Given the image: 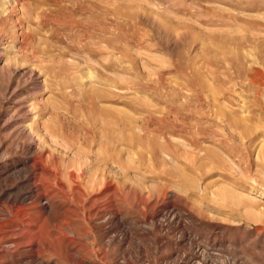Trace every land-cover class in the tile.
<instances>
[{"label": "rangeland", "instance_id": "obj_1", "mask_svg": "<svg viewBox=\"0 0 264 264\" xmlns=\"http://www.w3.org/2000/svg\"><path fill=\"white\" fill-rule=\"evenodd\" d=\"M111 114L123 128L108 169L118 172L119 227L79 254L108 255L101 264H264V0H0V222L21 219L0 230V252L20 258L12 264H67L49 251L31 260L16 245L36 204L56 207L67 250L71 219L91 229L84 211H65L76 190L68 172L76 149H98L92 124ZM21 144L50 145L69 197L52 181L47 198L21 206L16 164L32 156ZM84 188L88 201L98 192ZM104 209L97 221L108 229Z\"/></svg>", "mask_w": 264, "mask_h": 264}, {"label": "bare ground", "instance_id": "obj_2", "mask_svg": "<svg viewBox=\"0 0 264 264\" xmlns=\"http://www.w3.org/2000/svg\"><path fill=\"white\" fill-rule=\"evenodd\" d=\"M116 108L113 109V113H116ZM103 116V114H102ZM101 118L97 119L92 125H94V129L93 134L94 135V139L93 142L91 143H96L98 146L97 150H93V148L91 147L88 150L82 151L80 148V150H75V156L76 159L79 161V166L77 167L76 170H70L68 173L72 176V179L75 178V180L73 181V184L75 185V192L73 193L72 196H74L75 199H72L69 205H68V209L65 210L67 213L69 212H77L78 215H81L82 212H85L86 215V220H87V224L90 225L91 229L87 230L86 232L80 231L78 230V227H80V229H83V226L81 227L77 222H75L74 220H70L69 223H67V238L68 240H70L71 242H73L72 244H70L69 249L67 250V247H62V245H60V240L57 237L58 235H56V231H55V223L54 221L57 219V215L58 212L56 210V207L52 204H36L35 206H33V208H35L38 213L35 217L32 218H26L23 217L22 215V221L24 222L23 225L21 226V234L20 237L16 240V245L20 246L22 248H27L30 247V251L31 254L28 256L29 259L31 260H39L41 258V256L46 253V251L49 252H54L55 254L60 255V257L64 258L67 262V264H87L90 262V257L89 259L87 257H84L83 255H81L82 253L79 254V248L83 247L82 243H89L88 239H93L96 236H100L101 238H103L106 234L115 232L117 230V228L119 227V223L115 221V219L117 218V216L119 215L120 212H122V210H120L119 208V203H118V197H119V192L117 187L115 184V178L116 175L118 174L117 171H112L108 170L111 166L115 167V165L118 163V151L120 150V142L122 141V137H121V130L123 129L120 126L119 120L115 117L114 114H111V116H109V119H105V118ZM107 116H105L107 118ZM81 117V114L80 116ZM90 119V118H89ZM81 120V119H80ZM86 120V119H85ZM85 123V122H84ZM130 123V122H129ZM46 126V130L47 132H51L52 130H50V126L49 124L46 125V123L44 124ZM50 125H52V123H50ZM82 125V124H81ZM85 125V124H84ZM87 125V124H86ZM53 126V125H52ZM132 126V124H131ZM63 127V126H62ZM61 127V128H62ZM56 128V127H55ZM86 128V127H85ZM90 128V127H89ZM134 128V127H132ZM31 129H34L33 123L31 124ZM58 129V128H57ZM140 132L145 136L147 134V131L144 128H140ZM65 131V130H64ZM62 130V132H64ZM91 131V132H92ZM86 132V131H85ZM89 133V132H88ZM126 133V132H125ZM38 137L40 139V141H43L45 143V139L46 137L41 135L40 133H37ZM44 134V133H43ZM55 134V132H54ZM61 133L59 132V135ZM65 134V133H64ZM86 134V133H85ZM91 134V133H90ZM134 134V133H132ZM139 134V133H138ZM46 135V134H45ZM48 135V134H47ZM53 135V134H52ZM84 135V134H83ZM149 135V134H148ZM147 135V137H148ZM127 136V135H126ZM129 136V135H128ZM133 136V135H132ZM141 136V135H140ZM91 137V136H90ZM150 137V136H149ZM33 138V137H32ZM68 138V136L66 137ZM83 138V137H82ZM143 138V136H142ZM80 139V138H79ZM149 139V138H148ZM52 140V138H51ZM59 140V139H56ZM61 140V139H60ZM59 140V141H60ZM67 140V139H66ZM82 140V139H80ZM87 140V139H86ZM49 142V140H47ZM46 141V142H47ZM54 141V140H52ZM74 141V140H73ZM72 142V141H71ZM76 142V141H75ZM89 142V141H88ZM39 143V142H38ZM64 143V142H63ZM70 143V142H69ZM77 143H79V141H77ZM81 143V142H80ZM79 143V144H80ZM72 144V143H71ZM78 144V145H79ZM88 144V143H86ZM215 144V143H214ZM41 145V143H40ZM44 145V144H43ZM47 146H43L41 147V150L36 151L35 149H32V145L31 144H21L19 145V147L23 150V149H29V151L32 152V156H29L27 158H25L24 160H21L20 162H18V164H16L18 167L20 166L22 168V175H21V179H22V184H24L26 192L25 194L22 196V201H21V206H25V204L28 203V200H33V202H40V200L42 198H47L49 196V194H51V190L50 187L52 189L53 187V182L55 184H57L59 186L60 191L63 193V197H69V193L67 192V184L63 182V180L61 179L60 176V170L59 168L56 167L55 164H52L51 161V155L50 154V145L49 144H45ZM91 145V144H90ZM218 145V144H217ZM66 146V145H65ZM195 146V145H194ZM70 147V146H69ZM68 147V148H69ZM179 147V146H178ZM187 147V145H186ZM190 147V146H188ZM220 147V146H219ZM52 148V147H51ZM75 148V147H74ZM83 148V147H82ZM88 148V147H87ZM95 148V147H94ZM196 148V147H195ZM199 148V147H198ZM223 148V147H222ZM32 149V150H31ZM106 150L107 154L103 153L102 150ZM201 149V148H200ZM207 149V148H206ZM57 150V149H56ZM59 150V149H58ZM195 150V149H194ZM197 150V149H196ZM199 150V149H198ZM55 151V150H54ZM122 151V150H121ZM182 151V150H181ZM200 151V150H199ZM204 151L206 152V150L204 149ZM24 152V151H23ZM58 152V151H57ZM124 152V151H123ZM195 152V151H194ZM56 153V152H55ZM54 153V154H55ZM28 154V153H27ZM52 153V155H54ZM195 154V153H194ZM171 155V154H170ZM174 155V154H173ZM209 156V155H208ZM217 156V155H216ZM179 157V156H178ZM210 157H212V155H210ZM207 159V158H206ZM167 160V159H166ZM165 161V160H164ZM174 161V160H173ZM175 162V161H174ZM184 161H182L183 163ZM167 163V161H166ZM166 163L164 164V166L166 165ZM179 163V164H182ZM169 164V162H168ZM167 166V165H166ZM181 166V165H179ZM117 169V168H116ZM39 170V172L37 171ZM168 170V169H167ZM37 171V172H36ZM88 172L89 175L87 177V180L80 185L79 181H77L79 178L85 177L84 173ZM122 172V171H121ZM124 172V171H123ZM131 172V171H130ZM142 173V172H141ZM141 173H139L141 175ZM42 176L38 177L37 175ZM123 174V173H122ZM126 174V173H125ZM130 174V173H129ZM170 174V173H169ZM183 174V173H182ZM185 174V173H184ZM183 174V175H184ZM69 175V176H70ZM143 175V174H142ZM171 175V174H170ZM1 176V175H0ZM126 176V175H125ZM124 176V177H125ZM129 176V175H128ZM186 177V174H185ZM69 178V177H68ZM128 178V177H127ZM173 178V177H172ZM39 180V181H43L42 183L44 184V186L46 185V188H40L38 187V185H36L35 183H33V180ZM77 179V180H76ZM117 179V178H116ZM70 180V179H69ZM128 180V179H127ZM77 181V182H76ZM118 181V180H117ZM20 182V181H19ZM37 182V181H36ZM66 182V181H65ZM69 182V181H68ZM70 183V182H69ZM121 184V183H120ZM123 184V183H122ZM126 184V183H125ZM124 184V185H125ZM73 185V186H74ZM71 187V186H70ZM69 187V188H70ZM84 187H89V189H98V192L93 193L92 191L89 192V194L91 193L92 198L90 201H88L86 195H88L85 191ZM55 189V188H54ZM70 189H74V188H70ZM59 191V192H60ZM73 191V190H72ZM94 191V190H93ZM120 191V190H119ZM58 192V193H59ZM121 192V191H120ZM24 193V192H23ZM54 194V193H53ZM122 194V193H120ZM61 196V195H60ZM90 196V195H89ZM56 198V197H55ZM105 199L108 200L107 202H105ZM70 200V199H69ZM64 201V200H63ZM69 202V201H68ZM18 203V202H17ZM6 204V203H5ZM8 207V205H6ZM5 206V207H6ZM15 206V205H14ZM30 206V205H29ZM28 206V207H29ZM64 206V205H63ZM213 206V205H212ZM109 208L110 210V214L112 216V223L110 228L106 229L102 223L98 222L97 220L102 219L103 218V213L104 212V208ZM15 208V207H14ZM173 208V207H172ZM174 210V209H173ZM235 210V209H234ZM12 212V210H10ZM170 211V210H169ZM20 212V211H19ZM24 212V211H22ZM168 212V211H167ZM176 212V211H175ZM28 213V212H26ZM60 213V212H59ZM6 214V212H5ZM171 214V213H170ZM169 214V215H170ZM177 214V213H176ZM181 214V213H180ZM5 216V215H4ZM11 216V215H10ZM18 216V215H17ZM83 216V214H82ZM167 216V215H166ZM175 216V215H173ZM264 216V215H263ZM15 217V216H13ZM67 217V216H66ZM69 217V216H68ZM74 217V216H73ZM76 217V216H75ZM168 217V216H167ZM77 218V217H76ZM154 218V217H153ZM122 219V218H121ZM3 220V219H2ZM0 222V230H2L4 227H8L9 224L12 223V225L18 223L19 224V220H21L19 218L18 219H14V218H10L8 220V224L5 223L4 221ZM59 220V219H58ZM126 220V219H125ZM78 221V220H77ZM85 221V220H84ZM158 221V220H157ZM165 221H168L169 224L174 223L173 219H165ZM64 222V221H63ZM81 222V221H80ZM83 222V221H82ZM81 222V224H82ZM182 222V221H181ZM66 223V222H65ZM73 224V225H72ZM85 224V223H84ZM121 224V223H120ZM173 225V224H172ZM178 225V224H177ZM86 226V225H84ZM160 226V224L158 225ZM174 226V225H173ZM63 226H61L62 228ZM65 227V226H64ZM65 227V228H66ZM109 227V226H108ZM20 228V227H19ZM203 228V227H202ZM64 229V228H63ZM13 231V230H12ZM4 232V231H3ZM15 232V230H14ZM19 233V231H18ZM16 233V234H18ZM68 233L73 235V237L68 236ZM124 233V232H123ZM5 234V233H4ZM118 234V233H117ZM124 235V234H123ZM9 236V235H8ZM117 236V235H116ZM17 237V236H16ZM124 237V236H123ZM2 238V237H0ZM14 238V237H13ZM66 238V237H65ZM110 238V237H109ZM145 238V237H144ZM10 239V238H9ZM63 239V238H62ZM5 240V239H4ZM109 242L111 244L116 243L117 242V237L113 236L110 238ZM120 242V241H118ZM128 242V241H127ZM131 242V241H130ZM2 240H0V245H2ZM129 243V242H128ZM14 244V243H13ZM74 244V245H73ZM130 244V243H129ZM128 244V245H129ZM132 244V243H131ZM156 244V243H155ZM193 244V243H192ZM72 245V246H71ZM85 245V244H84ZM91 245V244H90ZM114 245V244H113ZM139 245V244H138ZM153 245V244H152ZM191 245V244H190ZM9 247V246H8ZM152 247V246H151ZM184 247V246H183ZM86 248V246L84 247ZM83 248V249H84ZM127 248V247H126ZM17 249V248H16ZM130 249V248H129ZM132 249V248H131ZM130 249V250H131ZM135 249V247H134ZM139 249V248H138ZM137 249V250H138ZM25 250V249H24ZM59 250L62 251V253H59ZM155 250V249H153ZM191 250V249H190ZM207 250V249H206ZM11 251V250H10ZM83 251V250H82ZM135 252V250H133ZM139 251V250H138ZM25 252V251H24ZM65 252V253H64ZM126 252V251H125ZM205 252V251H204ZM235 252V251H234ZM64 253V254H63ZM91 253V252H90ZM140 253V252H139ZM230 253V252H229ZM240 253V252H239ZM14 252H8V251H1L0 252V264H12L13 261H21L20 258L19 259H14L13 257ZM28 254V253H27ZM85 254V253H84ZM89 254V253H88ZM233 254V253H232ZM236 254V253H235ZM9 257L10 261H5L3 260V257ZM130 255V254H129ZM146 255V254H145ZM239 255V254H238ZM237 255V256H238ZM87 256V255H86ZM99 256V254H98ZM128 256V255H127ZM207 256V255H206ZM212 256V255H211ZM236 256V257H237ZM108 257V255H103L101 256V259H106ZM126 257V256H125ZM131 257V256H130ZM208 257V256H207ZM210 257V256H209ZM234 257V256H233ZM44 258V257H42ZM138 258V257H137ZM147 258V257H146ZM153 258V257H152ZM151 258V259H152ZM179 258V256H178ZM177 258V260H175L174 262L177 264H182L181 260L183 261V257L179 260ZM212 258V257H211ZM242 258V257H241ZM100 259V260H101ZM128 259V258H127ZM231 259V258H230ZM238 259V257H237ZM99 260V262H100ZM235 260V259H234ZM36 261V260H35ZM98 261V260H97ZM90 262V264H101L99 262ZM127 261V260H126ZM130 261V260H129ZM149 261V259H148ZM202 261V260H201ZM238 261V260H237ZM108 262V261H106ZM173 262V261H172ZM191 262V261H190ZM233 262V261H232ZM38 263V262H37ZM113 263V262H112ZM225 263V262H223ZM231 263V262H230ZM31 264H34V261L31 262ZM41 264H47V262H43ZM105 264V263H104ZM111 264V263H110ZM144 264V263H143ZM148 264V263H147ZM184 264V262H183ZM201 264V263H200ZM203 264H207V261L204 260ZM227 264V263H226ZM238 264V263H237Z\"/></svg>", "mask_w": 264, "mask_h": 264}]
</instances>
